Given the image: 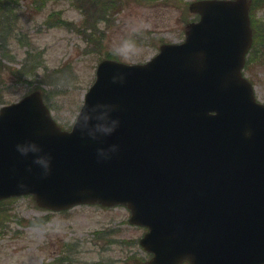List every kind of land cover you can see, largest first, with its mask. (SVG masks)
<instances>
[{"label": "water", "instance_id": "95a60500", "mask_svg": "<svg viewBox=\"0 0 264 264\" xmlns=\"http://www.w3.org/2000/svg\"><path fill=\"white\" fill-rule=\"evenodd\" d=\"M251 0L199 20L145 63L102 59L70 130L40 92L0 108V199L125 205L146 264L264 263V103L242 76Z\"/></svg>", "mask_w": 264, "mask_h": 264}, {"label": "rangeland", "instance_id": "374dc122", "mask_svg": "<svg viewBox=\"0 0 264 264\" xmlns=\"http://www.w3.org/2000/svg\"><path fill=\"white\" fill-rule=\"evenodd\" d=\"M14 1L0 0V107L39 90L63 128L71 127L101 58L145 61L160 44L183 40L195 17L191 0H122L120 11L84 32L85 3L42 0L35 9L41 0ZM53 13L70 26L49 20ZM254 17L264 19V7ZM6 28L11 36L2 41ZM255 52L243 72L264 102V43ZM128 217L123 206L50 212L29 195L9 198L0 205V264H144L149 255L137 241L145 229Z\"/></svg>", "mask_w": 264, "mask_h": 264}, {"label": "trees", "instance_id": "16d2710c", "mask_svg": "<svg viewBox=\"0 0 264 264\" xmlns=\"http://www.w3.org/2000/svg\"><path fill=\"white\" fill-rule=\"evenodd\" d=\"M79 2H82V3H86L88 2L89 0H78ZM109 2H113V0H109ZM34 7L37 9V8H40L42 6V0L40 3H34ZM85 6H82V9L84 10L85 12V9H84ZM264 7V0H253V3H252V12H253V15H254V10L257 9V8H263ZM98 18H103V15L101 14H89L87 15V20H86V27L85 28H93L94 25H95V22ZM54 21L60 23L61 25L63 26H70V23L65 21L64 19L62 18H59V17H56L54 18ZM264 19H260V18H254L253 21H252V26H253V29H254V39H253V52L250 56V61H252L254 59V56L257 52L256 51V48L259 44H263L264 43ZM84 29V28H83ZM4 36H8V30L6 31L5 35ZM4 40V39H2ZM3 204V202H0V205Z\"/></svg>", "mask_w": 264, "mask_h": 264}]
</instances>
